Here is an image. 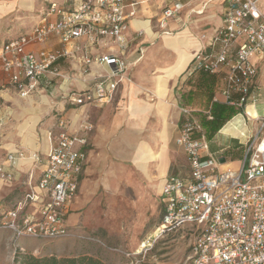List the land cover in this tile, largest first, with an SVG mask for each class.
Returning a JSON list of instances; mask_svg holds the SVG:
<instances>
[{
  "label": "built area",
  "instance_id": "1",
  "mask_svg": "<svg viewBox=\"0 0 264 264\" xmlns=\"http://www.w3.org/2000/svg\"><path fill=\"white\" fill-rule=\"evenodd\" d=\"M140 3L137 0L49 2L30 31L0 42V72L7 86L26 97L38 88L47 73L64 78L56 62L81 52L82 75L90 73L91 63L104 71L93 74L92 86L69 95L68 102L73 105L112 102L126 78L129 20ZM183 6L180 0L166 5L157 19L158 25L166 26L167 20L176 17ZM221 8L222 25L196 50L189 72L225 70L222 94L226 99L233 92L241 93L237 103L241 106L249 98L254 102L256 91L262 90L264 104V9L259 0H222ZM51 37L56 38L58 47H39ZM106 37L118 53L92 58L86 44L101 42ZM181 113L183 120L175 143L186 157L188 174L172 173L165 179L159 196L160 223L154 234L142 242L141 249H149L158 234L186 230L193 234L186 264H264V114L253 119L258 128L245 141V153L238 165L220 170L223 163L218 155L208 152L209 141L194 111L182 107ZM4 125L0 119V129ZM93 128L85 120L80 125L81 133H71L68 120L60 117L46 129L45 151L32 154L38 171L37 191L32 190L34 176L30 173L26 182L29 190L3 213L0 228L19 238L78 235L68 225L67 215L78 191L87 159L85 146ZM23 157L22 152L12 150L0 156L1 183L14 179L15 168Z\"/></svg>",
  "mask_w": 264,
  "mask_h": 264
},
{
  "label": "rangeland",
  "instance_id": "2",
  "mask_svg": "<svg viewBox=\"0 0 264 264\" xmlns=\"http://www.w3.org/2000/svg\"><path fill=\"white\" fill-rule=\"evenodd\" d=\"M147 1L150 8H155L161 14L166 5H171L177 0ZM193 1L180 0L184 6L185 3L188 5ZM4 3L5 0H0V5ZM46 4L47 1L35 0V6L31 10L13 11L0 16V30L2 31L0 40H7L9 37L29 30L38 22L41 8ZM218 10L219 1H209L204 8L202 18H208L218 13ZM182 13L176 16L182 15ZM190 13L192 18L198 19L200 15L194 11ZM158 15L152 18L154 25L157 24V19L160 16ZM189 22L186 25H190ZM210 22V18L206 19L203 28L209 26ZM179 25L175 27L174 34L179 29L186 27ZM191 32H194L193 34L196 36V31ZM147 46L141 53L138 51V56L141 57L140 62L132 71L127 72L125 80L109 105L111 108L108 111L107 129L110 135L105 136L99 143H95L93 139L94 145L90 146L92 152L88 157L85 179L80 186L67 220L70 228L78 235L55 239L19 238L10 230L0 228V264H13L17 248L34 256L56 255L62 257L86 254L107 264L187 263L193 234L187 233L186 230L158 234L149 249H141L142 242L149 235L154 234L161 220L160 188L158 189L159 181L156 176L157 164L155 162L149 164L148 172L151 178H148L145 175L144 165L134 157L135 150H130L129 153L124 144L119 145V139L124 130L133 128L135 131L139 128L141 131L137 135L138 138L135 136L134 143L137 145L141 141H145L150 144L153 151L158 152L159 150L154 137L161 130V121L155 110L158 99L154 93L153 80L156 74L161 73L162 67L175 61L176 55L163 48L160 36L149 42ZM126 84H129L127 88ZM57 85L53 83L51 88H46L45 91H39L29 97L20 96L12 87L8 92H4L0 103V116L4 123L7 121V124L0 129V134L1 141L7 148L17 150L22 152L23 156H27L28 149H33L32 143L36 142V148L41 147L40 151H44L46 129L58 118L60 111L56 104L62 102L64 97L59 93L60 88ZM125 89L128 90V95L131 94L135 97L124 96ZM256 95L255 108L259 111V116H262L264 114L262 111L263 91H256ZM169 98L167 100L171 104ZM147 106H149L147 113L141 111L142 107ZM124 109H126V115L120 117L121 120L117 128H114L112 118L118 112H123ZM96 110L98 109L92 111V121L87 119L93 126L96 123ZM247 111L250 115L255 112L253 106H249ZM38 114L41 115V118ZM30 117L35 118V129L30 140H25L19 134V125ZM246 126L248 132L251 130L256 132L258 122L248 118ZM174 129L175 127L169 121L167 128L170 133V145L167 151L171 159L169 174L186 171L182 150L179 149L175 153L171 148L175 137L171 134L176 131ZM219 136L220 134H217L218 138ZM116 143L118 147H113ZM237 146L236 143L230 146L231 153L224 155L227 161L243 158L245 148L244 146L237 148ZM28 178L29 175L18 172L14 181L0 182V219L14 201L24 194L26 186L23 182Z\"/></svg>",
  "mask_w": 264,
  "mask_h": 264
},
{
  "label": "crops",
  "instance_id": "3",
  "mask_svg": "<svg viewBox=\"0 0 264 264\" xmlns=\"http://www.w3.org/2000/svg\"><path fill=\"white\" fill-rule=\"evenodd\" d=\"M42 1L43 2L47 1V4L41 8L42 10L39 14V19L43 16L44 11L46 10L49 2L57 1L62 3L64 1L70 2L71 0H42ZM137 1H140L142 3L136 6V12L134 16L131 17L129 20V30L127 32V37L129 39V44H128L129 46L125 51V59L128 63L125 72L126 75L128 71H132L133 68L136 67V64L140 62L141 57L138 56L139 49L143 50L144 48H147L148 47L147 44L149 42H152L158 36H160L162 39L163 48L172 51L176 55V59L172 64L162 67L161 73L156 74L153 80L154 93L158 99L155 105V110L158 119H160L161 121V130L158 131L154 137V141L159 148L158 152L153 151L152 147L148 142L141 141L137 145L136 143H134L135 136H137L141 131V129L139 128L135 131L133 130V128L132 129L127 128L126 130H124L121 133L119 139L120 140L119 145L122 146V144H124L125 145L124 147L128 149L129 153L133 151V149L135 150L134 157H136L138 161L144 165L145 175L148 178H151L149 177V172H148L149 164L152 162H155L157 164L156 176H157V181H159L158 189L160 188L161 191V186L164 183L165 179L170 175L169 171L171 168V164H170L171 159L170 156L168 155L169 152H167L168 147L170 145V133H168L167 130L168 122L170 121L171 124L175 127L176 131L174 129L175 132H172L171 135L172 136L175 135L176 137L178 127L180 126L183 120V114L181 113L182 107H187L194 111V114L200 120L202 128L209 141L208 152L216 156L218 155L219 157H224V155L227 153L230 154L231 153L230 146H232V144L236 143V146L237 145L244 146V143L247 140L248 136L253 132V130L248 132L246 126V119L251 118L253 120L255 117L259 116L260 113L259 111L256 110L255 104L253 101H251L250 98L241 106L237 105L239 99L232 98V95L238 92H233L230 95V97L226 99V97L222 94V89L225 86V70L215 73L214 75L189 72V66L191 64V60L196 50H198L202 44L208 42V40L214 35L216 29L220 25H222V18H221L222 0H216L217 2L219 1L218 13H215L210 17H208L210 18L211 24L206 28L203 27H204V23H206V19L208 18L207 17L202 18V13L204 12V8L207 5V3L209 1H215V0H194L191 3H188V5L185 3L184 6L185 9L183 8V10L179 12V14L183 12L182 15H178L174 18L168 19L166 26L164 27H160L158 23L156 25L153 24L152 18H154L155 15H158L159 13L155 8H150V5L147 4L148 2L147 0H137ZM34 6H35V0H5V3L0 5V16L7 15L8 13L13 11L22 12L25 10H31L32 8H34ZM259 6L262 9H264V0H259ZM189 11L190 12L194 11L196 12V14H200L198 16V19L192 18L191 13ZM188 22L190 23V25H186ZM178 25L186 26V27L185 29L184 28L179 29V31L174 34L173 31L175 30V27ZM32 27L29 30L20 34L27 33L32 29ZM191 31H196L197 32L196 36H194L193 34L194 32ZM0 32L2 31L0 30ZM166 32H171V33L167 34ZM201 35H204V38H201ZM3 41L4 40H0V42ZM81 44H85V42L81 41ZM86 45H87L86 48L87 52L92 58L109 52L118 53V49L108 37L103 38L101 42H97L95 44H86ZM58 46L59 44L57 43L56 38L51 37L46 44L40 45L39 47L56 48ZM81 56L82 53L78 52L77 54L69 58H62L58 60L55 66L58 68V71L64 76V78L57 75L53 76L47 73L42 77L41 83L38 86V88H36L33 92H31L27 96V97L32 96L39 91H45L46 88H51L53 83L58 84L57 86H59L60 88L59 93L62 96H64L63 101L58 102L56 104L57 109L60 111L58 118L63 117L68 120V130L71 133H78V134L81 133L80 131L81 123L87 119H91L92 121L91 118L92 111L94 109H98L96 110L97 111L95 115L96 123L94 125V129L89 134L88 144L87 146H85V149L87 150V159L85 162L82 176L80 178L78 191L80 189L83 180L85 179L86 168L88 165V157H90L92 152L90 151V146L94 145L93 139L95 143L97 142L99 143L103 141L105 136L110 135L109 130L107 129L108 126L107 122L109 119L108 111L111 108L109 106L111 102L83 104V105H73L68 102L69 95L78 93L81 90L90 88L92 86L93 74L102 73L104 71V68L100 67L98 64L91 63L89 65V70H91L90 73L82 75L81 69H83L84 64L81 61ZM83 76H85L86 78L85 81H83ZM128 86L129 84H126V88ZM9 89H11V87L7 86L5 82V78L4 76H2L0 72L1 98H3L2 95L5 94L4 92H8ZM127 93L128 90L125 89L124 96L127 97L128 95ZM128 96L130 98L135 97L132 96L131 94H129ZM167 98H169L171 104L168 103ZM227 100H230L231 103L235 104L233 107L236 110L239 107L240 108L238 109L239 112H237L234 116H232L212 137L209 138L203 126L202 120L208 118L206 112L210 109L211 103L213 101L226 102ZM249 106L254 107L257 116L250 117V115L247 112ZM263 108H264V104L262 105V111L264 113ZM141 111L147 113L149 111V106L142 107ZM38 115L39 118H41V115L40 114ZM124 115H126V109H124L123 112L120 111L117 113V115H114V117L112 118L113 121L112 126L114 128L115 127L117 128L121 120L120 117H123ZM0 119H2V116H0ZM5 124H7V121H5ZM51 124H53V122ZM51 124L48 125V127L51 126ZM30 125L35 126L34 117L25 119L21 123V125H19V134L21 138L25 140H30L31 134L35 129V127L33 129H30L29 127ZM22 126H27L29 132L24 133L25 131L21 130ZM225 127H227L226 130H224ZM217 134H220L219 138L217 137ZM175 137L174 138L172 137L173 147L171 148L172 151L176 153L181 148L178 145H176ZM32 144H33V149L30 150V148L28 147L29 152H33V153L41 152L40 151L41 147L36 148L37 147L36 142H33ZM116 146L118 147L117 143L113 147ZM238 146L237 148H239ZM45 149L46 146H44V151ZM6 151H11V149L7 148L5 144L2 143V141H0V156H3V154ZM12 151H17V150H12ZM183 156H184V166H186V171L183 173L178 171L175 172V174L186 176L188 174V165L184 153ZM21 160H24V162L25 160L28 161L22 164L20 162ZM240 160L241 159L239 158V159H230L229 161H227L225 158V161L223 162V164L219 166V169L223 170L228 167L234 168L238 165ZM20 161L17 167L15 168L14 179L18 172H23L26 175H29L30 173L33 174L34 177L32 182L33 185L32 190L37 191V188L35 186V180L38 175V171L35 170L36 166L33 164V160L27 157L24 159H20ZM14 179L12 181H14ZM27 180L23 182L24 185L26 186L25 192L29 190V187L26 184ZM160 191H159V196H160ZM76 196L70 203L67 220L69 218V215L71 214L72 205ZM161 212H162V208H161Z\"/></svg>",
  "mask_w": 264,
  "mask_h": 264
},
{
  "label": "trees",
  "instance_id": "4",
  "mask_svg": "<svg viewBox=\"0 0 264 264\" xmlns=\"http://www.w3.org/2000/svg\"><path fill=\"white\" fill-rule=\"evenodd\" d=\"M197 73H204L208 75H214L215 73L208 72L202 69L196 70ZM241 93H234L232 98L240 99ZM235 104L230 100L226 102L213 101L210 109L206 112L210 118L203 119V126L208 134V137H212L232 116L239 112L233 107ZM13 264H107L102 260L95 258L91 255L78 254L72 256L58 257L56 255L46 256H34L30 253L22 252L20 249H16L13 257ZM128 264V263H123ZM145 264V263H140Z\"/></svg>",
  "mask_w": 264,
  "mask_h": 264
},
{
  "label": "bare ground",
  "instance_id": "5",
  "mask_svg": "<svg viewBox=\"0 0 264 264\" xmlns=\"http://www.w3.org/2000/svg\"><path fill=\"white\" fill-rule=\"evenodd\" d=\"M166 34V33H165ZM248 112V111H247ZM248 114L250 115V113L248 112ZM255 117V116H257V114H256V112H254V114L253 115H250V117ZM170 119V118H169ZM30 127V129H33L34 128V125H30L29 126ZM226 128L227 127H225V129L224 130H226ZM21 130L22 131H25L24 133H28L29 132V129H27V126H22L21 127ZM137 148V147H136ZM32 154H33V152H29V154L27 155V156H25V157H23V158H20V159H24V158H27V157H29L30 159H32L33 160V158H32ZM20 161V160H19ZM28 160H25V162H24V160H21L20 162L23 164V163H26Z\"/></svg>",
  "mask_w": 264,
  "mask_h": 264
},
{
  "label": "water",
  "instance_id": "6",
  "mask_svg": "<svg viewBox=\"0 0 264 264\" xmlns=\"http://www.w3.org/2000/svg\"><path fill=\"white\" fill-rule=\"evenodd\" d=\"M219 161L223 163L225 161V158L224 157H220Z\"/></svg>",
  "mask_w": 264,
  "mask_h": 264
}]
</instances>
